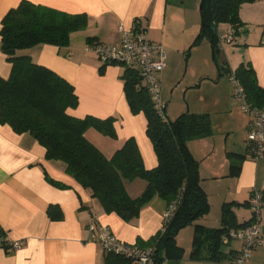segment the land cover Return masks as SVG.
<instances>
[{"label":"crops","instance_id":"obj_1","mask_svg":"<svg viewBox=\"0 0 264 264\" xmlns=\"http://www.w3.org/2000/svg\"><path fill=\"white\" fill-rule=\"evenodd\" d=\"M22 0H0L1 19ZM68 14H86L88 24L77 37L70 34L65 46L42 44L26 50L32 60L51 68L73 84L78 105L69 109L77 117L93 115L115 116L116 138L102 135L93 128L86 138L106 157H110L123 142L133 137L145 168L157 165L152 143L146 135V118L133 114L123 90L125 66L101 62L95 53L85 50L92 42L118 43V25L128 30L143 29L149 40L161 44L167 65L160 72L161 97L168 119L189 111L208 113L209 134L187 141L191 155L198 161L200 185L210 205L209 211L179 230L176 241L183 248L180 264H234L229 254L220 261L190 258L195 224L221 227L223 203H233L236 223L250 220L248 200L252 190L264 188V155L247 156L246 138L251 121L238 108L233 98L229 76H221L219 61L210 57L216 71L199 75L192 71L182 88L186 106L175 100L168 88L177 82V70L183 63L186 71L200 22L188 8V0H28ZM242 24L225 46L221 37L231 28L217 26L219 49L225 53L223 68L232 72L249 64L258 85L264 88V0L244 3L239 9ZM75 37V38H74ZM210 47V46H209ZM193 66V65H192ZM10 65L0 50V75L7 77ZM216 74V75H215ZM181 81H179L180 83ZM174 85L173 91L176 86ZM210 83L209 97L199 95L188 99L191 91H199ZM166 88V90H165ZM232 166H239L236 173ZM54 181L63 186L57 185ZM146 181L136 178L126 182L130 196H138ZM167 203L155 196L140 210L138 216L123 220L115 213H105L97 199L65 171L61 161L48 160L45 148L30 134L17 133L8 124L0 123V226L7 240H21L19 249L0 246V264H103L100 244L89 239L87 225L96 220L107 226L120 240L136 244L148 240L161 227ZM260 228L264 233V219ZM222 236L220 249L235 254L241 242ZM140 264V263H139ZM242 264H264V246H257Z\"/></svg>","mask_w":264,"mask_h":264},{"label":"trees","instance_id":"obj_2","mask_svg":"<svg viewBox=\"0 0 264 264\" xmlns=\"http://www.w3.org/2000/svg\"><path fill=\"white\" fill-rule=\"evenodd\" d=\"M257 0H201L199 32L192 45L207 41L214 61L219 52L217 26L225 24L234 32L242 21L239 9L244 3ZM86 14H68L56 9L22 0L1 19L0 50L10 65L7 77L0 75V123L17 133H28L45 148L48 160L61 161L65 171L98 200L102 210L115 213L123 220L138 216L141 208L153 197L163 199L167 206L181 193L170 221L148 240L137 239L136 247L152 246L151 264H180L183 248L177 244L180 229L205 215L210 205L200 185L198 161L191 155L187 141L210 133L208 113L183 112L174 119L163 120L154 109L149 93L136 68L125 67L123 90L133 114L146 118V135L157 157V165L145 168L137 143L127 138L110 157H106L85 136L93 128L102 135L116 138L115 116L77 117L69 109L78 105L74 86L49 67L32 60L26 50L42 44L65 46L70 34L86 28ZM242 84L247 101L264 107V88L258 85L253 68L239 65L234 72L226 69ZM239 166H232L236 173ZM136 178L146 181L144 190L129 195L126 182ZM55 184L63 186L57 181ZM264 202V188H261ZM233 203L221 207V227L195 224L190 258L220 261L222 236L231 229L252 221L236 223ZM264 207V205H262ZM264 212V209H262ZM103 264H139L123 255L103 252Z\"/></svg>","mask_w":264,"mask_h":264},{"label":"built area","instance_id":"obj_3","mask_svg":"<svg viewBox=\"0 0 264 264\" xmlns=\"http://www.w3.org/2000/svg\"><path fill=\"white\" fill-rule=\"evenodd\" d=\"M118 30L121 33L118 43L92 42L85 46V50L95 53L98 59L105 64L117 63L125 67L136 68L146 86L154 109L166 121L159 74L165 69L167 60L161 44L149 40L143 29L128 30L120 23ZM233 36L234 30L229 28L221 39L232 41ZM229 80L233 87V97L238 101L240 110L251 115L246 138L247 156L258 158L264 155V107L254 106L247 101L244 88L234 74L229 75ZM261 196L260 189L252 190L248 200L252 212L251 223L237 229H231L225 238L226 240L234 239L241 242V247L231 259L234 264H242L250 257L254 248L264 246V233L260 228L261 221L264 219V212H262L264 202H262ZM180 199L181 193L166 207L160 229H163L170 221ZM87 231L89 239L100 244L102 252L123 255L138 261L140 264H151L154 252L152 246L140 248L128 244L115 236L107 226L98 223L96 220H92L87 225ZM5 233V230L0 226V246L14 250L22 246L21 240H7Z\"/></svg>","mask_w":264,"mask_h":264},{"label":"rangeland","instance_id":"obj_4","mask_svg":"<svg viewBox=\"0 0 264 264\" xmlns=\"http://www.w3.org/2000/svg\"><path fill=\"white\" fill-rule=\"evenodd\" d=\"M187 6L188 8L192 11L191 13H193V15L195 16L196 20L198 19V22H201V14H200V4H201V0H188L187 1ZM224 24L219 25V29L220 31L224 28V26H222ZM80 31H78V33H75V37H77ZM74 37V38H75ZM78 38V37H77ZM222 42H224L223 44L228 45L230 42L225 43V41L223 40ZM193 53H192V57L190 58L191 63H189V68L186 71V64L183 63L181 65V67H179V70H177V74L178 77L177 82H174L171 86V88H168L167 93L172 92V96L175 98V100H177L178 102H181L186 106L187 101L185 99V92L182 88L183 84L186 83V80L190 78V75L192 73V71H195V73H199V75H210V73H214L217 72L216 70V66L214 64V62L211 60L210 57V47L207 41L203 40L201 43H199L198 45H196L194 47ZM217 59L219 61V65H220V69H221V76H225L226 71L224 70L223 66V61L225 60V53L224 51L220 48L219 52L217 53ZM193 65V66H192ZM216 75V74H215ZM179 81H181L179 83ZM180 84L178 86H176V88L173 91L174 85ZM210 83H204L199 91H191L188 94V99H190L191 97H197L199 95H204L209 97V95H211V91L209 89V85ZM162 88V86H161ZM234 98V97H233ZM235 103L237 104L238 108H239V103L238 101L234 98ZM240 110V109H239Z\"/></svg>","mask_w":264,"mask_h":264},{"label":"water","instance_id":"obj_5","mask_svg":"<svg viewBox=\"0 0 264 264\" xmlns=\"http://www.w3.org/2000/svg\"><path fill=\"white\" fill-rule=\"evenodd\" d=\"M200 7H201V4H200Z\"/></svg>","mask_w":264,"mask_h":264}]
</instances>
